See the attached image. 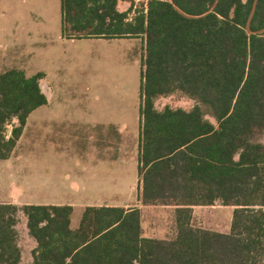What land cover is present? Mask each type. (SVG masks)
Listing matches in <instances>:
<instances>
[{
	"label": "trees",
	"instance_id": "obj_1",
	"mask_svg": "<svg viewBox=\"0 0 264 264\" xmlns=\"http://www.w3.org/2000/svg\"><path fill=\"white\" fill-rule=\"evenodd\" d=\"M122 1L62 0L64 31L145 39L140 201L176 207V237L145 238L139 209L87 208L72 230V207L0 204V264H22V218L32 264H264V0ZM42 76L0 74L1 161L48 104ZM177 93L191 110H157ZM218 204L234 208L229 233L193 225Z\"/></svg>",
	"mask_w": 264,
	"mask_h": 264
},
{
	"label": "crops",
	"instance_id": "obj_2",
	"mask_svg": "<svg viewBox=\"0 0 264 264\" xmlns=\"http://www.w3.org/2000/svg\"><path fill=\"white\" fill-rule=\"evenodd\" d=\"M129 8L127 1L118 6L120 12ZM145 49L146 41L142 37L74 38L72 32L64 31L62 0H0V74L21 70L15 66L20 56L29 60L30 73L22 71L27 77L43 75L40 85L48 100L47 105L30 114L15 152L6 160L15 158V186L19 187L17 162L22 159L18 149L30 124L32 160L38 166L41 163L44 169H50V165L59 169L61 179H75L69 182L72 186L78 183L82 212L77 213L76 202L67 197L69 184L59 188V200H20L21 205H14L72 207V230L79 229L87 208L139 209L145 238L172 240L169 236L176 237V207L143 206L140 201ZM124 65L126 69L115 71V66ZM74 68L78 69L77 78L72 74ZM73 81L78 82L77 94L68 88ZM136 177L140 195L134 202L131 200ZM129 178V196L121 203L114 202V191L122 187V179ZM152 208H161L166 220L161 226L151 225L146 229L145 215Z\"/></svg>",
	"mask_w": 264,
	"mask_h": 264
},
{
	"label": "rangeland",
	"instance_id": "obj_3",
	"mask_svg": "<svg viewBox=\"0 0 264 264\" xmlns=\"http://www.w3.org/2000/svg\"><path fill=\"white\" fill-rule=\"evenodd\" d=\"M148 1L149 0H128L127 2L130 4V6L133 3L135 5L136 11H146ZM57 2H59V0H57ZM131 17L133 19L135 17V13ZM15 61L18 64L15 65L17 68L30 73L31 66L28 63L29 60L26 61L25 59H23V57L20 56V59H17ZM119 68L124 70L127 67L125 65L121 67H114L115 71ZM74 70L72 74L74 75V77L77 78L78 69L74 68ZM68 88H70L73 93L77 94L79 92L77 81L70 82ZM194 105V101L177 93L173 96L159 99L156 103V108L159 111H163L166 107H170L172 109L191 110ZM15 123L17 124V122ZM31 138V128L30 124H28L27 130L25 132V137L22 141L20 148L18 149V153L22 155L21 161L17 162V164H19V169L17 173H19L20 175L19 187L15 186V158L11 159L10 161L0 160V204L18 203L17 205H21L20 200L23 202L56 201L59 200L61 197V192L59 188H62L64 185L69 184V194L67 195V197H71L76 202V206L78 207L77 213L82 212L80 209L82 203L80 199L78 183H75L76 185L72 186V184L70 183L71 181L69 182V180L75 182V179L59 178V169H56L52 165H50V169L42 168L41 163H39L38 166L36 160H32V155L30 152ZM41 142H43V140H41ZM261 142L264 144V137L261 139ZM55 148H60V146H56ZM47 175H50V177L47 178ZM122 182L123 184L122 187L119 188V191H114V202L121 203L122 200L126 199L129 196L128 187L131 184V179H122ZM139 195V178L136 177L135 192L131 201L137 202ZM152 209L153 210H151V212H147L145 215L146 229H148V227L151 225L161 226V224H163V220H166V216L162 212L163 210L161 208ZM193 212V225L195 227L226 234L230 232L234 208L224 207L218 204L214 208L195 207L193 209ZM18 230L20 234V247L23 252L22 264H32V252L36 248V244L29 237L23 218L21 219V223L18 226ZM147 235L151 236L149 232L147 233ZM159 236L155 235V237ZM171 238L174 239V235L169 236V239Z\"/></svg>",
	"mask_w": 264,
	"mask_h": 264
}]
</instances>
